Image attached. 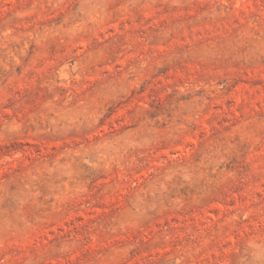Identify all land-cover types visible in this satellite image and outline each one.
I'll return each mask as SVG.
<instances>
[{
  "label": "rangeland",
  "instance_id": "1",
  "mask_svg": "<svg viewBox=\"0 0 264 264\" xmlns=\"http://www.w3.org/2000/svg\"><path fill=\"white\" fill-rule=\"evenodd\" d=\"M0 264H264V0H0Z\"/></svg>",
  "mask_w": 264,
  "mask_h": 264
}]
</instances>
